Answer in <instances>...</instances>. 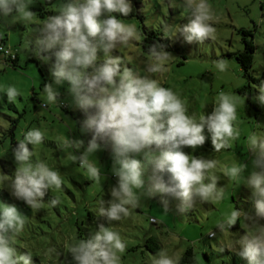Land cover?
<instances>
[{
  "label": "clouds",
  "instance_id": "9594fccd",
  "mask_svg": "<svg viewBox=\"0 0 264 264\" xmlns=\"http://www.w3.org/2000/svg\"><path fill=\"white\" fill-rule=\"evenodd\" d=\"M32 6L33 0H0V19L31 25L38 16ZM183 6L190 12L187 23L165 22L166 37L171 33L169 40L182 38L187 44L215 40L220 17L208 0H183ZM132 11V0H63L58 14L41 20L27 40L32 55L49 65L51 79L44 83L46 103L41 107L60 104L58 89L66 82L72 106L84 116L81 135L91 136L87 143L80 138H62L61 147L74 150L69 153L71 160L100 187L107 177L98 160L91 157L110 150L111 175L116 178L108 190L110 199H101L96 213L105 223L98 224V230L86 238L65 242L71 257L68 264H122L119 254L127 245L113 222L129 217L142 200L160 196L164 215L174 212L185 218L198 205L222 201L227 186L221 185V176L216 173L220 162L195 153L209 138L218 153L231 148L241 135L238 107L247 96L221 90L210 113L190 114L185 99L152 78L177 58L165 51L166 45L153 41L147 46L144 75L114 54L118 46L141 38L135 24L121 19ZM212 63L223 73L230 62L220 58ZM254 87L259 93L255 99L264 104V82ZM3 91L10 103L21 95L15 85L5 86ZM44 138V131L38 127L26 131L12 148L14 175L0 170V184L6 185L11 197L33 210L44 205L50 189L60 190L64 184L58 169L46 160H33L29 145H40ZM247 145L253 156L251 169L237 159L224 165L221 172L230 182L243 181L255 211L234 206L217 228L230 231L243 221L247 231L232 233L229 250L246 264H264V132H251ZM47 203L55 207L60 201L52 198ZM26 221L17 204L0 201V264H33L30 251L21 252L14 246ZM54 253L56 249L49 247L44 255L50 258ZM193 259L195 264L200 258ZM180 261L181 257L169 255L164 248L151 256V264Z\"/></svg>",
  "mask_w": 264,
  "mask_h": 264
},
{
  "label": "rangeland",
  "instance_id": "374dc122",
  "mask_svg": "<svg viewBox=\"0 0 264 264\" xmlns=\"http://www.w3.org/2000/svg\"><path fill=\"white\" fill-rule=\"evenodd\" d=\"M41 1L33 0L32 11L38 14L31 25L13 22L11 19H0V34L6 37L7 45L18 56V65L14 68L7 64L0 56V170L7 175H14L15 163L12 157V145L9 138H4L5 130L11 128L15 132V141L23 139L24 133L33 127H38L45 133L42 144L33 150V160H46L50 167L58 169L64 180L62 189H50L49 194L59 198L66 217L64 222L49 220L47 212L41 209H30L22 202L14 199L7 191L6 185L0 184V201L14 203L27 216V221L22 233L15 240L14 246L21 252L27 250L33 255V264H68L70 254L65 248V242L72 243L77 237L79 228L69 226V221L79 220L82 239L94 234L98 224L105 223L97 216L99 201L110 199L108 190L116 183V178L111 175L110 150L98 152L91 157L97 159L102 166V173L107 177L103 187L90 180L85 170L78 163L71 160L69 153L72 149L61 147L62 138H80L87 143L88 135H81L80 126L70 112H77L72 106L71 97L67 94L68 85L65 82L59 86L61 103L41 107L46 103L42 89L44 83L50 81L49 65L37 60L27 48V40L34 34L40 21L48 15L58 14V9L63 0H57L55 5H42ZM213 11L220 17L215 26L218 31L215 40L205 41L203 44H187L183 39L169 40L171 33L163 31L165 22L170 24L187 23L190 12L183 6V0H144L140 8L143 19H121L125 23L135 24L141 34L140 39H133L128 46H118L114 54L121 56L128 66L141 75L147 74L144 69L147 57L141 51L137 42L142 39L144 28L160 31L168 40L169 49L176 59L166 65V70L152 74L164 87L172 88L182 99L187 101L190 114L197 116L204 112H211L215 97L223 90L247 96V100L238 107V123L241 131L240 138L233 142L229 149L214 152L210 138L202 151L209 158L217 159L220 164L216 173L221 176V185H226V194L222 201L209 202L198 205L184 216L179 214L162 213L161 197L142 200L141 206L132 211V214L119 222H113L115 230L120 232L127 245L126 251L120 253L122 264H151V256L156 246L147 242L154 238L159 249H167L169 255H183L192 249L200 259L197 264H246L234 252L229 250L232 233L241 235L247 231L243 221L230 231L221 232L217 228L218 222L233 210V207L254 213V204L250 201V190L243 181L230 182L223 177L221 168L231 165L239 159L249 164L251 169L252 154L248 150L247 136L253 132H264V104L255 97L256 85L264 82V0H208ZM43 14V16H41ZM255 28V39L258 46L252 75L260 83L250 82L242 68L230 57V53L242 50L243 44L239 29ZM102 55V53H100ZM39 62L37 65L31 59ZM224 58L229 60L226 72H219L212 61ZM12 60V59H11ZM41 68V69H40ZM15 85L21 95L15 102H9L3 88ZM250 86L249 88L247 86ZM247 87V88H246ZM244 90V92H241ZM66 105L68 111L62 107ZM262 125L257 127V124ZM207 135V133H205ZM204 146L202 148H204ZM187 151V150H186ZM190 152V150H189ZM68 208L70 211H68ZM151 218L157 223H151ZM46 221V222H45ZM48 221L51 223L49 225ZM75 223V222H74ZM210 233L215 237L210 238ZM149 246V248L147 247ZM55 248L56 253L45 257L44 253L49 248ZM158 249V250H159ZM223 249V251H221ZM157 250V251H158ZM151 254V255H150Z\"/></svg>",
  "mask_w": 264,
  "mask_h": 264
},
{
  "label": "trees",
  "instance_id": "16d2710c",
  "mask_svg": "<svg viewBox=\"0 0 264 264\" xmlns=\"http://www.w3.org/2000/svg\"><path fill=\"white\" fill-rule=\"evenodd\" d=\"M56 1L57 0H44V1H41V4L47 5V6L48 5H55L57 3ZM132 3H133L132 13L128 17H122V18L133 19L135 17H139V18L143 19L142 15L140 14V8L142 7L144 0H132ZM117 15H119V14H117ZM41 16H43V14H41ZM141 32L144 33V35L142 36V39L139 42H137V45L139 46V48L141 49V51L143 53L147 52V46L149 44L153 43V41H158L160 43H163L164 45H166L165 50L169 49L168 40L160 31L155 30V29L144 28V31H141ZM239 33L241 35V41L243 44V48H242V50L238 51L237 53H230L229 56L235 58V60L238 62V64L242 68V70L244 72V76L251 83L255 82V83L259 84L260 80L258 78H255L252 75V68H253V64L255 61L254 53L256 54L257 50H258V46L256 44V39H255V28L254 29L241 28V29H239ZM6 49H10L7 45V39H6V37H4L3 35L0 34V56L2 57V59L7 64H11L14 68H16L18 65L17 54H16V59L11 60L6 56V54L4 52V50H6ZM31 60L33 62H35L37 65H39V62L37 60H35L34 58H32ZM247 87L249 88L250 86L248 85ZM241 92H244V90H242ZM62 107L64 109H66V111H68V108L66 105H62ZM45 108H47V107H45ZM70 113L72 114V116H74V118L77 120L78 125L80 126V121H82L84 119L83 113L80 112L79 110L77 112H70ZM15 124H16V122H13L11 124L10 128L5 130L3 137L5 139L9 138L12 145L17 146V143L15 141L16 133L11 132V128ZM88 138L91 139V136L88 135ZM2 145H3V141L0 140V147ZM206 147H208V145L204 146V148L197 149V152L195 154L200 155V154H203L202 151H204V150L209 151V149H206ZM185 150H187L188 152L190 150V152H191V149H185ZM52 198H54V197L48 193L45 197V203L40 209L42 211L47 212V216H48L49 220H54L55 224H56V221L59 222V224H61L64 222V219H65L64 217L67 216V215H65L64 211L62 210V207H64V206H62L61 203L57 204L55 207L49 206L47 201L52 199ZM68 211H70L69 208H68ZM74 222L69 221V226L76 225L80 229L79 233H77L76 235L78 238L82 239V233L80 231L83 228L80 227L79 220H75ZM48 223L51 226V223L49 221H48ZM234 228H237V227H234ZM147 242H152L156 246V250L153 251L154 253H156L157 250L159 249L158 242L154 238H149L147 240ZM147 247L149 248V246H147ZM194 257H196V255H195L194 251L192 249H190L183 255V257L181 258L180 264H194V259H193ZM195 264H197V261L195 262Z\"/></svg>",
  "mask_w": 264,
  "mask_h": 264
},
{
  "label": "built area",
  "instance_id": "2783aa9c",
  "mask_svg": "<svg viewBox=\"0 0 264 264\" xmlns=\"http://www.w3.org/2000/svg\"><path fill=\"white\" fill-rule=\"evenodd\" d=\"M4 52L9 59H12V60L16 59V54L11 49H6V50H4ZM151 222L154 224L157 223V221L153 218L151 219ZM209 237L213 238V237H215V235H213V233H210Z\"/></svg>",
  "mask_w": 264,
  "mask_h": 264
}]
</instances>
